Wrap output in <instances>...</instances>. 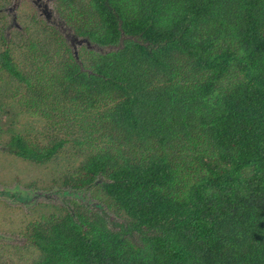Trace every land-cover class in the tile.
<instances>
[{"label":"trees","instance_id":"1","mask_svg":"<svg viewBox=\"0 0 264 264\" xmlns=\"http://www.w3.org/2000/svg\"><path fill=\"white\" fill-rule=\"evenodd\" d=\"M54 1L105 49L76 57L43 22L24 73L4 44L22 104L68 127L45 149L7 144L42 163L71 142L63 182L96 186L121 220L64 208L34 227L31 264H264V0Z\"/></svg>","mask_w":264,"mask_h":264},{"label":"rangeland","instance_id":"2","mask_svg":"<svg viewBox=\"0 0 264 264\" xmlns=\"http://www.w3.org/2000/svg\"><path fill=\"white\" fill-rule=\"evenodd\" d=\"M43 1L48 3L53 13L51 21L46 20L33 0H0V53L4 44L7 45L14 62L24 73L33 72L34 69L30 67H35L29 65V47L23 38L27 35L35 40L43 22L52 28L55 37H60L58 39L73 55L74 50L78 52L84 44L74 42L75 47L71 44L65 34L75 33L57 12L55 1ZM51 43L47 42V46L53 47ZM64 46L58 50L59 53L64 52ZM91 48L105 49L96 44H92ZM49 55L57 62L56 51ZM24 97H27L25 85L0 67V264H31L39 253L30 241L34 227L45 224L48 219L61 214L64 208L71 209L74 204L101 209L111 218L121 220L119 214L109 208L105 196L96 186L76 190L63 182L64 177L74 171L79 163V156L71 142H66L50 160L42 163L19 157L10 151L7 143L14 133H20L44 149L50 146V140L59 138H54V135L68 133L65 124L55 122L51 117L44 118L38 110L26 108L22 104ZM51 105L48 100L46 107L50 108Z\"/></svg>","mask_w":264,"mask_h":264},{"label":"water","instance_id":"3","mask_svg":"<svg viewBox=\"0 0 264 264\" xmlns=\"http://www.w3.org/2000/svg\"><path fill=\"white\" fill-rule=\"evenodd\" d=\"M41 9V12L44 14V16L46 17V20L51 21V16H52V11L51 9L47 6V2L43 1V0H33ZM43 1V2H42ZM66 37H68L70 39L71 44H73V46L75 47L74 42L81 44V43H85L87 45V47H91L92 45L89 43V41L86 38H80L78 39L75 34H65ZM75 56L77 57V52L74 50Z\"/></svg>","mask_w":264,"mask_h":264}]
</instances>
